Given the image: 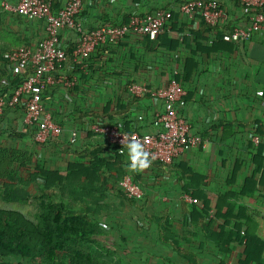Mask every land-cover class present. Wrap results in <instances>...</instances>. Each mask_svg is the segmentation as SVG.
Wrapping results in <instances>:
<instances>
[{
	"label": "crops",
	"instance_id": "crops-1",
	"mask_svg": "<svg viewBox=\"0 0 264 264\" xmlns=\"http://www.w3.org/2000/svg\"><path fill=\"white\" fill-rule=\"evenodd\" d=\"M63 1L58 0L56 7ZM180 1L99 0L86 3L83 13L86 26L95 28L103 22L122 23L134 13L171 7L173 20L179 26L186 25V32L188 28H198L200 19L181 13ZM223 7L230 17L229 27L246 24L248 16L244 7L236 2H227ZM160 33L155 39L127 35L117 45L98 47L85 68L76 73L68 69L67 62L59 74L75 77L74 87L67 89L64 83L56 82L48 85L42 94L45 109L65 128L63 135L46 144L36 142L30 127L23 122L24 110L17 106L0 114V146L14 145L28 150L43 166L65 170L69 163L79 160L78 154L87 146L108 144L105 138L90 132L83 133L74 145L68 139V129L81 126L83 112H101L108 100L128 106L113 121H121L126 130L135 125L140 132H149L152 116L161 105L153 103L149 96L132 97L128 83H145L151 88L162 86L174 74L181 75L186 58L192 56L198 66L183 82L187 94L182 113L190 125L189 133L200 137L199 145L183 151L173 162L174 166L152 164L139 171L127 168L126 153L123 157L126 171L139 182L144 195L134 201L120 198L114 179L108 176L109 190L103 201L108 209L95 219L108 231L101 237L103 243L121 255L122 264H190L187 256L161 237L159 219L166 220L182 251L193 255L194 264H239L245 258L244 242H235L225 252L207 238L205 231L215 230L223 222L215 214L218 199L220 204L247 201L257 216L264 210V185H257V191L249 196L239 193L247 177L253 176L258 181L263 172V165L254 163L253 157L258 151L263 156L264 144L254 145L250 134L256 121L264 128V28L238 44L233 52L199 51L195 56L191 55L196 47L193 41L181 42L171 49L167 33ZM214 34L215 30L207 34L205 44L211 43ZM45 35L42 20L27 19L0 8L2 49L25 43L35 45ZM60 38L67 48L74 43L76 35L63 30ZM5 70L7 77L0 80V87L11 91L8 79L23 77L25 73L18 66ZM112 152L106 148L107 155ZM189 170L196 175L193 181L186 176ZM198 176L205 180L198 183ZM184 184L210 198L211 209L203 226L190 222L185 208L190 211L193 204L185 198ZM261 263L264 264V257Z\"/></svg>",
	"mask_w": 264,
	"mask_h": 264
},
{
	"label": "trees",
	"instance_id": "trees-1",
	"mask_svg": "<svg viewBox=\"0 0 264 264\" xmlns=\"http://www.w3.org/2000/svg\"><path fill=\"white\" fill-rule=\"evenodd\" d=\"M130 16L128 15L122 23L114 24L126 23L130 20ZM199 19L198 28H188L186 32V25L179 26L172 16L170 28L164 30L170 39L169 47L175 49L181 42L189 44L188 41H193L196 47L191 50V55L195 56L199 51L233 52L237 45L241 44L224 40V31L221 28L213 27L202 18ZM214 30L213 40L205 44L208 40L207 34ZM77 39L76 35L74 43L66 48L69 55L75 49ZM20 46H30V44L25 43ZM17 47L19 46L2 49L0 41V80L7 77L5 68L12 66V62L7 57L8 52ZM72 61L75 73L84 69L87 64L86 61L73 59ZM197 66V61L189 56L186 58L181 75L173 76L183 85ZM63 67H66L65 63ZM22 78L15 76L13 80L8 79L12 89ZM69 78L72 79V76ZM10 92L0 87V94ZM151 92L152 88L146 84V92L142 97L151 98ZM127 110V105L108 100L101 112H83L81 123L95 118H100L102 123H111ZM251 126H253L252 133L264 136V128L259 122L256 121ZM107 143V145L87 146L83 153L78 154L79 160L69 163L65 170L43 166L34 160L33 153L28 150L14 145L0 146V264H122L121 255L103 243L101 237L106 236L108 231L95 219L102 210L108 209V206L103 204L106 191L109 190L108 176L114 179L120 198L134 201L118 187L120 178L128 173L125 168L126 163L123 162L126 154L118 153L111 143L108 141ZM108 147L113 150L112 154H106ZM253 161L259 166L263 165L262 175L258 181L253 176L247 177L239 192L241 196H249L257 191V185H264V154L262 156L261 151H258ZM151 164L165 165L157 160H153ZM167 166H174V163ZM181 168L184 170V165H181ZM236 168H238L237 164L235 170ZM186 176L190 181L196 179V175L190 170ZM197 179H199L197 182L201 183L205 177L198 176ZM186 186L188 185L184 184L187 195L198 200L197 203L190 202L193 204L190 211L185 208L190 215H188L190 222L203 226L211 209L210 198L203 192L192 191ZM248 204L247 201L246 203L227 201L220 204L218 199L215 214L221 217L223 222L217 229L205 233L208 239L216 242L225 252L229 250L228 246L235 242H244L245 258L239 264H262L264 210L257 216L254 210L249 209ZM158 221L161 237L170 242L179 253L187 256L190 264H194L193 255L182 251L178 240L170 232L166 220ZM166 231L167 234H164ZM13 258L20 260L15 262Z\"/></svg>",
	"mask_w": 264,
	"mask_h": 264
},
{
	"label": "built area",
	"instance_id": "built-area-1",
	"mask_svg": "<svg viewBox=\"0 0 264 264\" xmlns=\"http://www.w3.org/2000/svg\"><path fill=\"white\" fill-rule=\"evenodd\" d=\"M93 1L99 0H64L59 7H55L58 0H0L3 10L44 22L46 35L40 42L19 46L8 52L7 57L12 66L22 67L25 75L9 94H0V114L5 109L20 106L24 110L23 122L30 127L38 143L46 144L57 139L65 130L45 109L42 101L43 91L48 85L60 82L67 89L74 87L75 77L70 79L59 74L64 63H70L68 69H73L72 59L87 62L97 47L117 45L127 35L155 39L171 25L172 8L159 7L145 14L134 13L123 24L103 22L95 28H88L83 11L85 4ZM227 2H236L245 8L248 16L246 24L229 27L230 17L223 7ZM178 9L190 18H202L209 25L221 28L226 41L243 43L264 28V0H181ZM63 30L75 32L78 38L71 55L61 43ZM128 92L132 97H142L146 92V84L131 82ZM186 94L184 86L172 76L167 83L152 88L151 99L161 108L152 116L151 131L140 132L135 125L131 130H126L121 121L102 123L100 118H95L68 129L69 143L74 145L83 133L92 132L105 138L118 153L126 154L123 139L135 138L144 145L146 151L154 155V160L165 165L173 163L183 151L198 146L201 141L198 135L189 133L190 125L182 113ZM252 131L250 139L253 144H264V136ZM118 187L135 200H140L144 195L141 185L131 173L120 178ZM185 198L189 202H198L188 195Z\"/></svg>",
	"mask_w": 264,
	"mask_h": 264
},
{
	"label": "clouds",
	"instance_id": "clouds-1",
	"mask_svg": "<svg viewBox=\"0 0 264 264\" xmlns=\"http://www.w3.org/2000/svg\"><path fill=\"white\" fill-rule=\"evenodd\" d=\"M122 145L127 150V168L130 171L147 169L155 159L145 150L144 145L135 138L123 139Z\"/></svg>",
	"mask_w": 264,
	"mask_h": 264
},
{
	"label": "rangeland",
	"instance_id": "rangeland-1",
	"mask_svg": "<svg viewBox=\"0 0 264 264\" xmlns=\"http://www.w3.org/2000/svg\"><path fill=\"white\" fill-rule=\"evenodd\" d=\"M12 260L15 261V262H18L20 260V258L19 259L18 258H13Z\"/></svg>",
	"mask_w": 264,
	"mask_h": 264
}]
</instances>
